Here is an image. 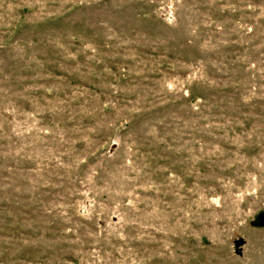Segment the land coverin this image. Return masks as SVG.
<instances>
[{"label": "rangeland", "instance_id": "obj_1", "mask_svg": "<svg viewBox=\"0 0 264 264\" xmlns=\"http://www.w3.org/2000/svg\"><path fill=\"white\" fill-rule=\"evenodd\" d=\"M0 264H264V0H0Z\"/></svg>", "mask_w": 264, "mask_h": 264}]
</instances>
